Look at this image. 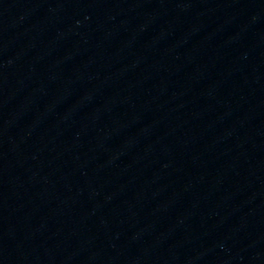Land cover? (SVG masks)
I'll use <instances>...</instances> for the list:
<instances>
[{
	"label": "water",
	"instance_id": "obj_1",
	"mask_svg": "<svg viewBox=\"0 0 264 264\" xmlns=\"http://www.w3.org/2000/svg\"><path fill=\"white\" fill-rule=\"evenodd\" d=\"M0 264H264V0H0Z\"/></svg>",
	"mask_w": 264,
	"mask_h": 264
}]
</instances>
